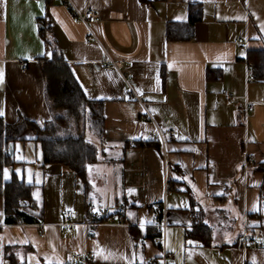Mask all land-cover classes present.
<instances>
[{"label": "crops", "instance_id": "1", "mask_svg": "<svg viewBox=\"0 0 264 264\" xmlns=\"http://www.w3.org/2000/svg\"><path fill=\"white\" fill-rule=\"evenodd\" d=\"M70 1L101 18L92 26L100 43L87 42L65 0H0V117L44 128L52 114L42 67L60 56L86 98L104 103L105 138L86 130L98 160L86 170L89 188L70 169L44 165L33 131L9 148L17 164L4 182L35 191L19 216L0 195V264H74L80 254L92 256L86 264H161L164 250L174 255L168 264H264V248L239 246L245 232L264 230V82L248 60L264 49V0ZM172 25L186 31L169 40ZM107 55L121 72L104 66ZM126 80L174 133L165 146ZM245 102L254 104L246 116ZM88 210L113 218L84 229ZM64 213L72 231L62 230ZM196 220L211 228L210 246L187 237ZM160 225L162 243L148 237Z\"/></svg>", "mask_w": 264, "mask_h": 264}, {"label": "trees", "instance_id": "2", "mask_svg": "<svg viewBox=\"0 0 264 264\" xmlns=\"http://www.w3.org/2000/svg\"><path fill=\"white\" fill-rule=\"evenodd\" d=\"M141 1L151 2V0ZM191 20L198 21V18L192 16ZM177 30L185 32L186 27L170 26L169 40L176 39ZM47 43L52 45L50 42ZM248 60L254 66V80L264 82V49L250 51ZM42 70L46 79V97L52 114V119L44 128L23 117H20L15 124L9 125L0 117V195L5 190L6 209L10 213H15L16 216L21 214L17 210L20 202H24L26 208L34 202L35 186L27 185L16 178L6 184L4 170L14 168L17 164L13 155L9 153V148L19 142L26 131L34 132L35 141L42 148L44 165H60L70 169L86 183L88 188L86 170L98 160L97 149L86 140L85 132L90 130L100 140L105 138L104 103L89 101L86 98L64 59L60 56L55 57L52 61L45 62ZM121 214L119 212L118 215L121 216ZM88 215L87 222L91 224L105 223L113 218L110 214L98 219L91 210H88ZM158 218L161 220V214ZM131 231L134 235L138 229L132 228ZM160 236L157 230H149L148 237ZM187 237L204 246H210L213 243L211 228L197 220L192 229L187 232Z\"/></svg>", "mask_w": 264, "mask_h": 264}, {"label": "built area", "instance_id": "3", "mask_svg": "<svg viewBox=\"0 0 264 264\" xmlns=\"http://www.w3.org/2000/svg\"><path fill=\"white\" fill-rule=\"evenodd\" d=\"M65 3L67 5V7L69 8V10L71 11L72 16L75 18V20L77 22L83 23L87 27L88 32H89V37L87 39V42L91 43L92 41H96L97 43H100L99 40L97 39V37L95 36L93 30H92V26L94 24L100 23L101 18L94 11H86L83 13L80 12L77 8H75V6L71 3L70 0H65ZM236 43L242 45L245 42L243 40H238ZM104 66L105 67H114L115 69H117L120 72L122 71V67H123L122 63L114 61L108 55H107V59L104 61ZM249 67L251 69L254 68L252 63H249ZM27 69H28L27 65L22 64V70L26 71ZM126 84H127L126 96L134 99V101L140 105V107L143 111L145 121L154 125L155 130L152 133V140L154 142H159L160 144L165 146L166 136L168 135L172 139H174L175 138L174 133L172 131L164 132L157 125L154 117L151 115V113L149 112V110L146 106V95L136 93L133 90V88H132V86L128 80H126ZM222 94H223V96L227 102H230L232 100V96L228 90H223ZM262 104H264V99L262 100ZM253 106H254L253 103L245 102V116H246L247 110L252 109ZM245 166H246V168L249 169L251 167L256 166V164L252 160H246ZM122 210H123V207H122L121 211ZM104 216L105 217L109 216V212L105 211ZM63 217H64L65 221H64V223L61 224L62 230L63 231H72L75 225L70 221L71 215L69 213H64ZM96 218H98V216H96ZM91 225H96V223H92V224L91 223H85L83 225H80V227L85 229ZM165 227H166L165 225L158 226V232L160 233L161 236L158 237L157 240L161 243L164 242ZM239 246L241 248H244V249H246L248 247H254V248H258V249L264 248V230L263 229H256L253 233L245 232L239 240ZM91 258H92V256L87 255V254L77 255L75 257L76 263H74V264H86L89 260H91ZM172 259H174V255L172 253L164 250L162 253V256L160 258V261H161V264H168L169 261H171ZM155 262H156V260H152V263H155Z\"/></svg>", "mask_w": 264, "mask_h": 264}, {"label": "rangeland", "instance_id": "4", "mask_svg": "<svg viewBox=\"0 0 264 264\" xmlns=\"http://www.w3.org/2000/svg\"><path fill=\"white\" fill-rule=\"evenodd\" d=\"M83 130H85V129H83ZM86 133V132H85ZM90 135V133L88 132L87 133V135ZM86 135V136H87ZM21 170V171H20ZM19 170V172H20V175H22L23 174V170H22V168ZM26 174H27V176L29 177V180H27L28 182H30V181H32V178H30L31 177V171H29V170H26ZM22 178V177H21ZM9 179V180H8ZM13 180V177L12 178H8L7 176H5V181H7V182H10V181H12ZM104 206V204L102 205V207ZM232 229L233 230H235L236 229V224L234 223L232 226Z\"/></svg>", "mask_w": 264, "mask_h": 264}]
</instances>
